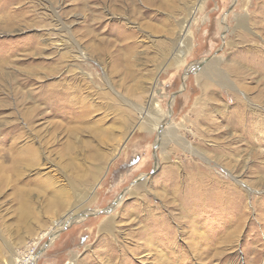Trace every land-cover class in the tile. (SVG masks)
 <instances>
[{
    "label": "rangeland",
    "instance_id": "374dc122",
    "mask_svg": "<svg viewBox=\"0 0 264 264\" xmlns=\"http://www.w3.org/2000/svg\"><path fill=\"white\" fill-rule=\"evenodd\" d=\"M148 1L0 0V264H264V0ZM80 100L93 198L69 182L97 164L67 148ZM197 175L205 199L175 206ZM146 223L174 245L160 262Z\"/></svg>",
    "mask_w": 264,
    "mask_h": 264
},
{
    "label": "bare ground",
    "instance_id": "6f19581e",
    "mask_svg": "<svg viewBox=\"0 0 264 264\" xmlns=\"http://www.w3.org/2000/svg\"><path fill=\"white\" fill-rule=\"evenodd\" d=\"M148 2H150L151 4H154L156 2L154 1H151L149 0ZM172 2L173 0H160L159 1V6L161 7H165V6H170L172 7ZM188 4V3H186ZM244 20L241 21V25L243 24L244 25ZM14 22H11V24H13ZM11 27V26H10ZM56 27L57 29L62 32L63 29H62V26H61V23H60V20L57 19L56 20ZM187 28H188V22L187 24H183L182 26V30H183V37L182 39H187L188 37V32H187ZM59 36H61L60 33H58ZM212 66H215L214 64H211V69L209 70H213L214 68ZM211 72V71H210ZM209 74V73H208ZM220 79L224 80V77L220 74H217ZM76 91V90H75ZM65 97H66V101L69 103V104H73L74 101H76V96L72 97L71 94L69 92H63V94ZM80 103L79 107L77 109L75 108H72V112L74 114V119L75 121H72L70 125H68L66 127V132L68 134V137L70 138V140L67 142L68 146V150L72 151L73 152V148L75 147L74 144H75V140H80L81 141V144L82 146H85L88 148V151H89V157H91L92 159H95V162L97 163L96 165H94L92 168H89L87 169V173L86 174H83L81 175L80 172L78 171V175H75L73 177V179H69V182H80L83 184L84 188L83 189H78V193L79 195L81 194H89V198H93V196L95 197V192H94V187L91 185V182L92 181H95L97 179V176L99 173L102 172L103 168H104V162L106 160V158L100 154L99 152L97 151H94V148L89 144L87 143V141H85L84 139H80V134L85 132V131H88L91 127H92V124H89V123H86V116L89 114V108L88 106H86L84 103L83 100H80L78 101ZM71 117V116H70ZM95 126H98V124L95 122L94 123ZM146 126L149 128V127H152L150 125H148V122L146 123ZM97 131H93L91 130V135L92 136H96V133ZM165 137L166 139L168 137H173L175 136L174 133H172L171 131H167L165 132ZM178 139V138H177ZM176 140V139H175ZM249 142V141H248ZM72 147V148H71ZM83 148V147H82ZM29 153V156L30 154L33 153V148L29 147V146H24L23 148L20 149L19 153L16 154V155H12V163H11V168H15V167H18V165L24 160V158L28 157L25 155V153ZM67 155V154H66ZM71 159V158H70ZM73 159V158H72ZM88 164V163H87ZM86 164V165H87ZM89 166V165H88ZM78 167V166H77ZM91 167V166H90ZM80 169V168H78ZM82 171V170H81ZM186 174V173H185ZM197 174V173H196ZM206 177V176H205ZM188 178V182L190 183L189 187L187 188V185H183L181 187V189L179 190V192H175V196H174V199H176L175 201H173V203H176L179 201L180 203H182L181 205L183 207H185V205L183 204V202H186V205L187 204H191L193 201L194 198H201V199H205V197L207 196V194H204L203 192H196L197 194L194 193V191L192 192L191 191V187H197V186H201V184L198 181V175L197 176H192V177H187ZM186 178V179H187ZM202 180V179H201ZM206 180V179H205ZM203 181V180H202ZM93 183V182H92ZM147 182L146 181H141L140 184L138 185V190H141V189H146L147 186H146ZM209 184V182H208ZM193 185V186H191ZM177 188V187H175ZM207 188V187H206ZM90 189V190H89ZM194 189V188H193ZM204 189H202L203 191ZM60 190H57L54 197H53V200L51 201V203H56L58 200L56 198V194L59 192ZM205 192V191H204ZM160 195H164L163 192L160 194ZM140 199H143V197H139ZM144 200V199H143ZM199 201V200H198ZM148 202V201H147ZM196 202V201H195ZM138 204V203H137ZM193 204V203H192ZM119 205V204H118ZM134 205V204H133ZM149 206L150 203H149ZM149 206L147 205L146 207L143 208V214L142 216L144 217L145 221L147 222V220H149V218L152 217V214L150 213V209H149ZM198 206V205H197ZM203 206V205H202ZM137 207V206H136ZM139 208V207H138ZM199 208V207H198ZM191 210V209H190ZM196 211V210H195ZM142 212V211H141ZM134 213H139V211L137 210L136 212ZM186 215H184L185 217H187V219L189 220L190 217L188 215V212L186 211ZM197 213V212H196ZM140 214V213H139ZM133 215V214H132ZM160 215V214H159ZM179 215V214H178ZM117 217V216H116ZM128 217V216H127ZM69 217H66V218H62L63 220L59 221V223H57L53 228H52V231L51 233H53L51 236H52V239L56 236V233H58V231L60 229L63 228L64 225L67 224V222L69 221L68 220ZM141 218V217H140ZM142 219V218H141ZM154 221H158L157 218H154L153 219ZM201 221V220H200ZM133 222V221H132ZM149 222V221H148ZM152 222V221H151ZM104 224V223H103ZM154 224V223H153ZM192 224V223H191ZM105 228H109V230L112 228L114 229L115 227V218L113 216V214H110V216H108L107 218V221H105ZM193 225V224H192ZM166 228V227H164ZM140 230V229H139ZM194 230V229H192ZM160 231L159 228L155 227V225H153L152 227H150L147 223L145 225V227L142 229V232H141V236L140 237H143L145 236L146 234H149L148 236L144 237L143 238V243L145 242V246H144V251L147 253L145 254L144 256L146 257V259H156V262H160L162 260V258L165 256V253L162 254V251L163 249L160 248V246H164L166 244V246H170V245H173L172 243H167L163 242V244H161L162 242L161 241H158L156 238L154 239H151V236H153L152 234H156V232ZM195 231V230H194ZM50 233V234H51ZM143 235V236H142ZM138 236V235H137ZM150 236V237H149ZM133 237V236H132ZM200 239V238H199ZM137 241V240H136ZM138 244V242H137ZM143 245V244H141ZM174 246V245H173ZM172 246V248H173ZM178 247V246H177ZM137 249V248H136ZM134 249V250H136ZM142 250V249H141ZM150 252L153 253V256L150 255ZM33 256V255H32ZM29 259V255L28 257H24V259H20V260H16V263L14 261L13 264H18V262H23L24 264H35L36 260H37V256H34L33 258ZM177 256H172L171 259L172 260H175ZM122 260V259H121Z\"/></svg>",
    "mask_w": 264,
    "mask_h": 264
}]
</instances>
